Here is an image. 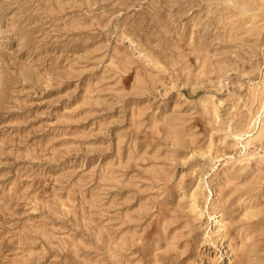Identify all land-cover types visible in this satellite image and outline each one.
I'll use <instances>...</instances> for the list:
<instances>
[{"label": "rangeland", "instance_id": "374dc122", "mask_svg": "<svg viewBox=\"0 0 264 264\" xmlns=\"http://www.w3.org/2000/svg\"><path fill=\"white\" fill-rule=\"evenodd\" d=\"M0 264H264V0H0Z\"/></svg>", "mask_w": 264, "mask_h": 264}, {"label": "bare ground", "instance_id": "6f19581e", "mask_svg": "<svg viewBox=\"0 0 264 264\" xmlns=\"http://www.w3.org/2000/svg\"><path fill=\"white\" fill-rule=\"evenodd\" d=\"M254 4H255V3H254ZM254 4H251L252 7H253ZM244 5H245V3H244ZM242 6H243V5H242ZM242 10L246 11V8L243 7ZM239 11H240V10H239ZM246 12H247V11H246Z\"/></svg>", "mask_w": 264, "mask_h": 264}]
</instances>
